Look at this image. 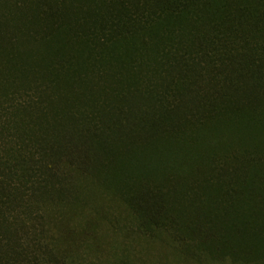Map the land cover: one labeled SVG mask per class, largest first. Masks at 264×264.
<instances>
[{
  "label": "trees",
  "instance_id": "obj_1",
  "mask_svg": "<svg viewBox=\"0 0 264 264\" xmlns=\"http://www.w3.org/2000/svg\"><path fill=\"white\" fill-rule=\"evenodd\" d=\"M96 254L264 264V0H0V264Z\"/></svg>",
  "mask_w": 264,
  "mask_h": 264
},
{
  "label": "rangeland",
  "instance_id": "obj_2",
  "mask_svg": "<svg viewBox=\"0 0 264 264\" xmlns=\"http://www.w3.org/2000/svg\"><path fill=\"white\" fill-rule=\"evenodd\" d=\"M134 252H135V250H132V252L129 253L131 258H135L134 257L135 254H133ZM155 253L157 255L159 254V252L157 250H155ZM86 259H90V260L86 261L85 264H113L114 263V259H110L109 262H106L107 256L103 257L100 254H96V257H94V256L86 257Z\"/></svg>",
  "mask_w": 264,
  "mask_h": 264
}]
</instances>
